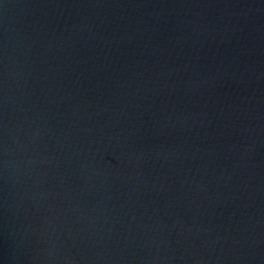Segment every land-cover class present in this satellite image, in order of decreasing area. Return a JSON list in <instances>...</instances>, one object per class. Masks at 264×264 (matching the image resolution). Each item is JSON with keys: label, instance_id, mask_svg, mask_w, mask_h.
Masks as SVG:
<instances>
[{"label": "water", "instance_id": "obj_1", "mask_svg": "<svg viewBox=\"0 0 264 264\" xmlns=\"http://www.w3.org/2000/svg\"><path fill=\"white\" fill-rule=\"evenodd\" d=\"M0 264H264V0H0Z\"/></svg>", "mask_w": 264, "mask_h": 264}]
</instances>
